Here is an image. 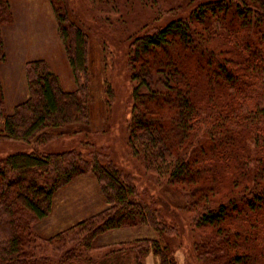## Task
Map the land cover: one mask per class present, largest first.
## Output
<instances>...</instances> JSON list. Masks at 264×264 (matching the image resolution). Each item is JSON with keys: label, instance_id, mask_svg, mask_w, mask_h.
Returning <instances> with one entry per match:
<instances>
[{"label": "trees", "instance_id": "16d2710c", "mask_svg": "<svg viewBox=\"0 0 264 264\" xmlns=\"http://www.w3.org/2000/svg\"><path fill=\"white\" fill-rule=\"evenodd\" d=\"M176 1L164 8L140 0L155 14L125 35L122 58L133 84L128 146L179 206L97 150L9 154L0 157V264H68L81 258L78 246L89 252L103 233L133 226L157 237L123 243L104 258L133 252L136 264L149 254L181 264L184 239L192 238L196 264H264V0ZM51 5L77 89L66 91L45 60L30 61L29 97L8 115L0 78V141L42 144L50 128L90 120L87 33ZM13 23L10 1L0 0V65L2 28ZM105 91L114 109L110 83ZM89 174L108 206L53 237L35 233L54 195ZM73 232L75 246L63 251L57 244Z\"/></svg>", "mask_w": 264, "mask_h": 264}, {"label": "rangeland", "instance_id": "374dc122", "mask_svg": "<svg viewBox=\"0 0 264 264\" xmlns=\"http://www.w3.org/2000/svg\"><path fill=\"white\" fill-rule=\"evenodd\" d=\"M9 1L13 7L14 23L3 29L7 61L0 65V78L6 96L5 107L8 115L14 112L18 103L25 101L23 99L26 95V63L30 60H46L58 75L60 83L66 91L74 92L77 89L68 64L65 46L58 39L57 20L51 0ZM165 1L159 0V4L164 8L177 6L175 5L176 0H170L171 4ZM54 2H58L69 15L70 21L81 26L88 36V56L92 72L90 120L84 123L50 128L47 131L50 138L47 137V142L42 144L11 139L1 140L0 157L16 152L97 150L116 159L117 165L134 173L137 178L141 176L142 187L147 188L162 202H167L170 199L176 206H179L180 201L177 200L171 189L167 185L155 181L154 175L146 174L142 169V162L134 155L132 147L128 146L133 84L130 80V73L124 67L123 41L125 35L148 23L155 14L154 10L150 6L143 8L140 0H112L111 4L104 0H54ZM182 6L183 4L179 8ZM108 17L111 18V24H106L105 18ZM107 83L113 87L115 99H117L114 109H109L107 106L105 91ZM11 87L17 92L13 93ZM82 178L84 179L72 183L65 191L56 193L62 199V206L65 205L64 213L72 211L71 216H64V213H61V217L56 216L52 219L49 217L41 221L35 231L37 230L36 232L41 235L43 230L50 233L41 237H53L55 234L61 233L60 231H66L73 225L89 218V216L82 217V215H88L87 213L95 207L94 205L87 207L86 203L89 200L90 187L94 182L96 184L97 180L92 174L84 175ZM169 212L173 213L172 210ZM186 218L187 216L183 215V222H187ZM182 233L186 235L187 231H182ZM77 236V233L73 232L65 242H60L57 246L63 251L72 248L76 244L73 240ZM82 236L85 235H81L83 239ZM156 237L157 235L149 226L110 230L94 241L93 249L89 252L84 247L78 246L77 250L82 251L81 258L68 264H136L133 252L104 257L121 248L123 243L134 244L138 239ZM180 241L182 242V239ZM192 244V238L189 239V242L184 239L181 249V264H196V261H193L195 256L192 254L191 257L190 255ZM159 260V257L149 254L145 258V264H160ZM56 261H59V256H56Z\"/></svg>", "mask_w": 264, "mask_h": 264}, {"label": "crops", "instance_id": "0c3cea01", "mask_svg": "<svg viewBox=\"0 0 264 264\" xmlns=\"http://www.w3.org/2000/svg\"><path fill=\"white\" fill-rule=\"evenodd\" d=\"M10 4H11V7H12V3H11V1H10ZM12 11H13V7H12ZM13 16H14V12H13ZM3 29H4V27L2 28V33L4 32L3 31ZM56 32H57V35H58V39L61 41V43L63 44V42H62V39L60 38V35H59V33H58V25H57V27H56ZM3 38H4V36H3ZM4 42H5V40H4ZM64 45V44H63ZM5 49H6V46H5ZM35 60H43V59H35ZM35 60H30V61H35ZM30 61H28V62H30ZM46 61V60H45ZM27 62V63H28ZM26 63V64H27ZM68 64H69V62H68ZM69 67H70V65H69ZM70 71H71V68H70ZM54 72V71H53ZM55 73V72H54ZM56 74V73H55ZM71 74H72V71H71ZM57 75V74H56ZM58 76V75H57ZM72 76H73V74H72ZM74 78V77H73ZM25 85H26V95H25V97H24V99L23 100H27L28 99V96H29V87H28V81H27V75H25ZM3 89H4V87H3ZM11 89V91L13 92V93H16L17 91H15V90H13V88L11 87L10 88ZM4 96H5V92H4ZM25 101H22L21 103H23V102H25ZM5 102H6V96H5ZM21 103H18L16 106H18V105H20ZM15 106V107H16ZM82 177H84V176H82ZM82 177H79V178H77V179H75L74 181H72L71 183H69V184H67L66 186H64L63 188H61L59 191H65V189H67L68 188V186H70L72 183H76L77 181H81V179H84V178H82ZM101 191H100V188H99V185H98V182L95 184V182H94V184L92 185V187H90V190H89V192H88V196H89V200L87 201V203H86V206L87 207H90V206H92V205H94L95 207H93V209H91L92 211H89V213H87L88 215H82V217L83 216H92V215H94V214H96V213H98L99 211H102L103 209H105L107 206H108V203H107V201L104 199V197H103V195H102V193H100ZM59 193V192H58ZM56 195V196H55ZM54 195V198H53V205H52V215L50 216H48V217H46L45 219H47V218H49L50 217V219H52V218H54V217H56V216H60L61 217V213H64L65 212V205L64 206H62L63 205V203H62V199H60V196L58 195V194H55ZM58 195V196H57ZM66 206H69V204H66ZM71 206V205H70ZM71 213H72V211H70V212H67V213H64L63 215L64 216H71ZM45 219H43V220H45ZM43 220H41V221H43ZM41 221H39L38 223H36L35 225H34V231H35V229H36V227H37V225L41 222ZM74 226V225H73ZM70 227H72V226H70ZM69 227V228H70ZM68 229V228H67ZM66 230V229H65ZM37 231V230H36ZM35 231V232H36ZM64 231V230H63ZM60 232H62V231H60ZM37 233V232H36ZM38 235H40V236H47L48 234H50V233H48V232H46V231H42V235L41 234H39V233H37ZM58 234V233H57ZM56 235V234H55ZM139 240V239H138Z\"/></svg>", "mask_w": 264, "mask_h": 264}]
</instances>
